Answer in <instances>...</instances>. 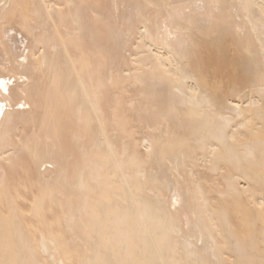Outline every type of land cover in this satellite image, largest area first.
<instances>
[{"label": "bare ground", "instance_id": "bare-ground-1", "mask_svg": "<svg viewBox=\"0 0 264 264\" xmlns=\"http://www.w3.org/2000/svg\"><path fill=\"white\" fill-rule=\"evenodd\" d=\"M0 264H264V0H0Z\"/></svg>", "mask_w": 264, "mask_h": 264}]
</instances>
